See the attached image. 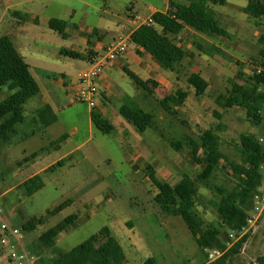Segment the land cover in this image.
Segmentation results:
<instances>
[{
  "label": "rangeland",
  "instance_id": "obj_1",
  "mask_svg": "<svg viewBox=\"0 0 264 264\" xmlns=\"http://www.w3.org/2000/svg\"><path fill=\"white\" fill-rule=\"evenodd\" d=\"M226 1L228 4L224 6H212L219 26L229 35L216 42L219 53H211V58L216 61L212 68L201 65L208 88L204 87L199 97L191 95L184 105L202 107L198 119L180 116L179 120L185 122L182 125L178 119L159 109L151 98L150 109L143 108L136 94H140V100L145 93L138 90L124 73H119L117 83L123 92L134 104L153 115L156 122L158 118V130L154 135L163 134V138L155 140L152 131L147 129L141 138L153 143L149 144L150 159L135 161L129 141L119 140L114 134H102L90 126L88 106L62 94L60 76L75 80L86 65L81 59L61 56L60 51L84 56L88 35L90 42L99 40L105 46L117 42L121 36L126 38L131 30L126 22L131 17L136 15L145 20L152 8L163 11L167 0H0V37L8 34L14 45V39H17L22 48H16L32 66L33 74L47 76L46 80L39 79V82L49 80L54 83L49 102L58 110L57 123L43 134L38 125H18V131L24 134L33 131L36 136L21 145L0 146V210L9 224L19 229L21 243L33 258L32 264H54L56 259L103 227L110 229L122 247L124 264H204L214 261L198 248L179 217L168 215L155 203L157 190L149 180L146 167L155 172L160 182L172 187L183 175L195 177L199 173L201 168L191 160L186 142H182L179 151L170 146L171 141H181L180 132L197 141L204 130L211 129L219 137V150L236 163L240 162V135L264 140V127L250 123L243 110L236 107L225 110L220 120L210 111L212 107H218L216 97L226 95L232 81L243 84L256 74L257 69L264 68L259 56L264 22L241 14L237 7L244 6L245 0ZM24 17H27L26 22ZM51 19L68 23L66 32L69 36L66 39L48 29ZM74 30L80 34L76 35ZM132 48L133 45L129 44L128 52H132ZM203 48L207 53L208 49ZM188 69V66L178 68V86L183 89L189 88L186 83ZM154 97L158 99L159 95ZM33 101L39 105V99ZM161 116L163 120H160ZM194 121L198 123L195 126ZM72 128L76 130L75 134H71ZM63 135L65 140L49 146ZM83 142L79 152L64 160L61 167L38 175L42 182L40 190L31 196L25 194L22 186L25 179ZM39 147L47 148V152L33 165L22 167L25 156ZM140 154L144 156L137 151V155ZM199 155L201 157L202 153ZM208 183L209 187L197 184L194 214L202 220L204 227L213 228L220 225L210 204L218 200L213 187L231 190L235 181L227 165L220 162ZM256 193L264 195V179ZM63 203L67 204L63 210L50 214ZM69 216H76L74 224L55 238L52 248H44L40 235ZM31 219H42L43 223L33 231H22ZM243 237L246 240L242 248L227 264H249L257 258H264V213ZM224 238L229 241L227 247L230 248L242 237L225 232Z\"/></svg>",
  "mask_w": 264,
  "mask_h": 264
},
{
  "label": "trees",
  "instance_id": "obj_2",
  "mask_svg": "<svg viewBox=\"0 0 264 264\" xmlns=\"http://www.w3.org/2000/svg\"><path fill=\"white\" fill-rule=\"evenodd\" d=\"M205 4L190 3L188 5L169 0V9L165 13L155 12L151 16L152 25H141L129 37L130 44L141 49L149 55L164 71L178 73V68L183 59L189 56L181 48L172 43L167 36L178 35L185 27L204 35L226 37L227 33L220 26L215 17L212 6H222L225 0H201ZM246 6L242 13L253 20L264 22V0H245ZM26 22L27 17H24ZM47 27L66 39V22L55 19L49 20ZM93 33H95L93 31ZM90 38V36H89ZM262 48L259 52L261 66L264 67V35L260 36ZM60 55L70 59H83L75 52L60 51ZM124 74L141 90L151 94L147 85L153 82H142L135 75L123 69ZM195 94L201 95L203 82L198 75L191 74L186 79ZM6 88L10 93L0 101V146L9 143L16 133V127L23 122V106L39 93V87L33 79L28 65L17 52L10 38L0 37V90ZM186 94L177 91L169 94L159 101L162 110L176 117L171 110V105H180L186 99ZM215 104L222 110L239 108L245 112L247 120L257 127H264V74H254L248 81L239 84L231 82V87L226 95H219ZM120 116L129 123L138 134L155 127L153 117L137 108L122 106ZM215 116H219L214 113ZM36 117L43 127L54 124L57 118L49 107H44L36 113ZM93 126L102 134H109L113 128L100 116L94 113L90 116ZM65 136L55 143L61 142ZM190 148L191 160L200 166L201 170L195 177L183 175L175 186L160 182L155 172L147 167L149 180L157 194L154 201L168 215L179 217L185 224L198 248L217 250L222 255L213 262L204 264H227L242 248L246 237L240 238L232 247L228 248L224 236L225 232L235 235L245 227L246 219L253 208L254 196L264 179V140L252 138L248 135L239 136L240 162L231 161L219 150V138L212 130H207L198 136V140L190 139L187 142ZM170 146L179 151L180 142H173ZM199 153H202L200 157ZM33 153L30 157L36 156ZM220 162H224L231 172L235 185L231 190L214 186L213 191L218 200L211 202L220 225L204 227L202 220L194 214L197 184L209 187V179L215 173ZM63 161L47 169L54 170L61 167ZM27 196H31L42 188L39 176H33L22 184ZM63 203L53 209L50 214H56L66 207ZM76 216H69L53 228L43 232L39 240L44 248H52L55 238L74 224ZM43 223L42 219H31L22 227V231H33ZM125 255L117 239L111 234L108 227H103L96 234L60 256L54 264H124ZM249 264H264V258H257Z\"/></svg>",
  "mask_w": 264,
  "mask_h": 264
},
{
  "label": "crops",
  "instance_id": "obj_3",
  "mask_svg": "<svg viewBox=\"0 0 264 264\" xmlns=\"http://www.w3.org/2000/svg\"><path fill=\"white\" fill-rule=\"evenodd\" d=\"M180 1H183V2L185 1L184 3L183 2L179 3V4H184V5H188L190 3H197V4H202V5L205 4L201 0H180ZM168 3H169V0H167L166 7L164 8L163 11H159V10L152 8L150 10L149 16L145 20L151 18L152 14H154L155 12H160V13L167 12L169 9ZM226 4H228V3L225 0L224 5H226ZM246 4H247V2H246ZM246 4L244 6L237 7V9L242 11V9L246 6ZM224 5H222V6H224ZM241 14H243V13H241ZM243 15H245V14H243ZM225 16L228 17L227 14ZM245 17L250 19L246 15H245ZM132 19H133V17H131L130 20H128L126 22L131 26V30L129 31L128 35L126 36L127 38H129L130 35L132 34V32L140 26L139 24L132 22ZM251 20H253V19H251ZM66 24H67V27L65 29V33L68 37L69 34L66 32V30L68 29V23L66 22ZM73 27H75V26H73ZM74 32L76 33V35L80 34L76 30H74ZM226 33H227V36L224 37L225 39L229 35L228 32H226ZM5 36L10 37L8 34H6ZM89 36L90 35L87 36L86 43H85L86 50H85L84 58L81 59L85 63L86 68L94 60H96L99 57H102L104 55V49L106 47L105 45H102L99 42V40L96 43L90 42ZM83 37L85 38L86 36H83ZM167 38L172 43H174L177 47L181 48L183 51H185L189 55L183 59V61L181 62V65H180L183 67H186V66L189 67V69H188L189 74L187 75V77L191 74L198 75L203 82V86L208 88V84H207V81L204 77V72H203V68L201 65L204 64L205 68H207V69L212 68L213 63H215L216 61L214 58H211V53L212 52L219 53V47L216 44V42L221 41V39H224V38L223 37H217L215 35L200 34V33L195 32L194 30H192L188 27H185L180 34L168 35ZM217 38H220V39H217ZM14 41H15L16 45H14V43L11 40V42L13 43L15 48L21 47V44L19 43V41L17 39H14ZM203 47L208 49L207 53L204 52ZM16 50H17V48H16ZM17 52H18V50H17ZM23 59H24V62L27 64L25 58H23ZM27 65L29 67V71H30L33 79L35 80V82L37 83V85L39 87V93L35 97L31 98L30 100H28L24 104V106H23V122L19 125H24L26 123L33 124L35 126L38 125L40 127V130H42L41 134H43L46 129H49L51 126H53L55 123H57V120H56V122L54 124H52L48 127H43L36 117V113L39 110L43 109L44 107H49L52 114L56 117V113L58 112L57 107H55V105L53 103L51 104L49 102L50 93L53 94L52 90H53V84L54 83H51V81L49 83V80H47L46 82L45 81L39 82V79H41V80L45 79L46 80L47 76L46 75L35 76L32 72V66H30L29 64H27ZM34 69L37 70L36 68H34ZM123 69H125V70L129 71L130 73H132L133 75H135L142 82H153V83H155V85H152V84L147 85L151 94H148L147 92L141 90L140 88H138L133 83L138 88V90H141L145 93V96L143 95L144 97L140 100H139L140 94L139 93L136 94V97L138 98V102L143 106V108L145 107L146 109H150L149 98H151L152 100H155L159 106V109H162L159 105V101L162 100L164 97H166L169 94H174L177 91H182L183 93H185L187 97L182 104L171 105V107H170L171 110L177 114V116L174 117L175 119L179 120L180 116H183L185 119H190V120L191 119H194V120L198 119L199 118V112L202 110V107H184V105L186 103L185 101H187L191 95H195L196 97H199L200 95L197 96L195 94L194 89L192 87H190L188 84L187 85L189 88L183 89L182 87L178 86V82H179V78H180L179 71H178V73H174V72L162 70L159 67V65L157 63H155L149 55L145 54L141 49L134 47V46L132 48V52H128V50H127L125 55L122 56L118 61H116L112 64H109L105 67V69H104V71L100 77V80L98 82L99 95L95 99V107H94V109H90L89 107H87L89 124H90V126H93V124L91 123V119H90V116L92 113H94L97 116H100L110 126H112L113 130L109 134L116 135L119 140L126 139L127 141L130 142V144H132V148L134 151L133 157H134L135 161L145 160V159L148 160V159H150L148 157V155L150 154L149 144H153V143L145 142V140L141 138V136L145 133L146 130L144 131V133L138 134L134 130V128L129 123H127L119 114V109L125 105L129 106L130 108H137V109L141 110L142 112L147 113L143 110L142 107H139L138 105L134 104L133 101L131 100V98L127 94H125L123 92V90L121 89V87L118 85V83H117L118 76H119L120 72L124 73ZM212 71L215 72L216 70L213 69ZM187 77H186V79H187ZM186 83H187V81H186ZM59 84L62 86V89H61L62 94H64L65 96L72 97V98L74 97V92H75L76 87H77V80L76 79L75 80H73L72 78L65 79L63 76H60ZM0 94H1L0 101H2L7 96H9L10 93L7 91L6 88H2L0 90ZM155 94L159 95L158 99H156L154 97ZM36 99L40 100L38 106H36V104L33 101ZM72 100L70 103H73L74 100L73 101ZM217 108H219V107H217ZM217 108L212 107L210 111H211V114L216 119L220 120L222 118V112H224L225 110H222L220 108H219L220 109L219 110ZM226 110H228V109H226ZM214 113H217L219 116L218 117L215 116ZM148 114H150V113H148ZM151 116L153 117V115H151ZM169 116H171V115H169ZM171 117H173V116H171ZM153 119L155 121L154 117H153ZM160 120H163L162 116H161ZM166 122H168V121H166ZM166 122H164L163 124H166ZM179 122L182 125L185 124L184 120L180 119ZM157 123H158V118H157V122L155 121V127L150 129L152 131L153 137L156 138L155 140H157L158 138H163V134L160 132H158L159 133L158 137H156L154 135V131L158 130ZM196 123H197V121L194 123V126L196 125ZM167 125H168L167 127H170V125L168 123H167ZM207 130H211V129H207ZM207 130H204V131H207ZM75 133H76V130L74 128H72L71 134H75ZM15 134H16V135H14L15 137L13 136L12 140L9 143L2 145V148L4 146L24 144L28 140L33 139L36 136V132L32 131L28 134H24L21 131H18L17 129H16ZM180 134H181V141L176 140V141H171V143L180 142L182 144V142L187 143L191 139L190 137L183 135L181 132H180ZM63 136H65V135H63ZM63 136H61V137H63ZM65 139H66V136L63 140H65ZM56 141L51 142L49 146L56 144L55 143ZM84 143L85 142L77 145L69 153L61 156L60 158L51 162L50 164L43 166L37 172H34L33 175L31 177H29L28 179L32 178L33 176H38L40 173L47 172V169L50 168L51 166L55 165L57 162L64 161V160L68 159L69 157H71L73 154L79 152L80 148L84 145ZM142 143H144V144L142 145ZM54 148H57V146H55ZM46 149L47 148L39 147L36 150H33L32 152H30L28 154V156H25V158L23 159L24 164L22 165V167H29V166L33 165L34 162L36 161V159H38L45 151L47 152ZM137 151H141V153H143L144 156H142V154L137 155ZM23 153L26 154L25 151H23ZM33 153H37V154H36V156L31 158L30 156ZM185 175L189 176L188 174H185ZM28 179H25L22 183H24ZM179 180L177 181V183L179 182ZM0 264H8L5 260V258L1 254H0Z\"/></svg>",
  "mask_w": 264,
  "mask_h": 264
},
{
  "label": "built area",
  "instance_id": "obj_4",
  "mask_svg": "<svg viewBox=\"0 0 264 264\" xmlns=\"http://www.w3.org/2000/svg\"><path fill=\"white\" fill-rule=\"evenodd\" d=\"M132 22L145 26H151V18L141 20L134 16ZM129 38H118L117 42L108 44L104 49V55L94 60L87 68L76 75L77 87L74 92V102L84 103L90 109L95 107V99L99 95L98 82L109 64L118 61L128 50ZM257 75L264 74V68L256 70ZM264 169V166H262ZM264 213V195L256 193L253 201V208L246 219L245 227L238 233L239 237L245 236L259 217ZM231 236V235H230ZM228 246V245H227ZM209 260H216L222 254L217 250H205ZM0 254L8 264H32L33 258L24 249L19 229L11 226L7 218L0 210Z\"/></svg>",
  "mask_w": 264,
  "mask_h": 264
}]
</instances>
